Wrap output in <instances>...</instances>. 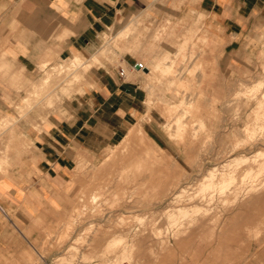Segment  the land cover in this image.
I'll return each mask as SVG.
<instances>
[{
  "label": "rangeland",
  "instance_id": "rangeland-1",
  "mask_svg": "<svg viewBox=\"0 0 264 264\" xmlns=\"http://www.w3.org/2000/svg\"><path fill=\"white\" fill-rule=\"evenodd\" d=\"M176 28L150 25L141 15L133 16L103 32L95 51L110 47L102 61L113 63H120L125 53H133L152 71L148 77L145 73L149 71H139L146 78L148 91V113L139 122L143 125V121L154 120L153 111L155 130L165 135L168 150L156 149L146 140L145 145L157 156L155 161H143L140 148L134 144L124 148L123 139L98 162L78 161L72 171L64 213L39 233L38 242L18 248V259H13L18 264H243L264 248V202L260 204L253 196H264V154L255 160L256 152L264 151V71L247 80H237L230 92L223 87L207 88L202 55L208 40L202 36L203 29L197 30L201 33L198 41L187 38L177 42V50L168 51L164 46L166 36H174ZM64 59L47 60L49 65L39 78ZM100 64L90 65L85 77L76 83L82 90H74L52 104L48 99V103H41V96H35L32 107L23 114L18 106L25 102H18L19 118H28L36 106L55 111L65 98L83 91L88 70ZM51 88L48 93L54 92V86ZM199 118L206 119L205 128L200 126ZM179 119L183 121L181 129ZM11 124L12 121L0 129ZM25 143L22 140V147ZM11 150L9 143L0 147L1 171L13 158ZM245 155L254 161L234 165L235 170L230 167L232 158ZM213 168L220 170L216 187H206L204 182L210 180L206 174ZM250 168L255 169L249 178L246 174ZM231 171L235 174L233 180L227 176ZM224 179L223 183H227L222 184ZM259 185H263L262 189Z\"/></svg>",
  "mask_w": 264,
  "mask_h": 264
},
{
  "label": "crops",
  "instance_id": "crops-1",
  "mask_svg": "<svg viewBox=\"0 0 264 264\" xmlns=\"http://www.w3.org/2000/svg\"><path fill=\"white\" fill-rule=\"evenodd\" d=\"M133 15L177 26L166 36L168 51L187 38L198 41L203 29L207 88L230 92L237 80L264 71V0H0V120L15 119L0 129V147L9 143L13 156L0 170V264H18V248L38 242L64 213L77 162L101 160L148 113L141 61L130 52L120 63L90 67L83 91L55 111L36 106L19 118L18 102L40 77L41 63L93 54L103 32ZM152 117L143 127L166 150ZM243 264H264V248Z\"/></svg>",
  "mask_w": 264,
  "mask_h": 264
},
{
  "label": "bare ground",
  "instance_id": "bare-ground-1",
  "mask_svg": "<svg viewBox=\"0 0 264 264\" xmlns=\"http://www.w3.org/2000/svg\"><path fill=\"white\" fill-rule=\"evenodd\" d=\"M134 16V15H133ZM133 19V18H132ZM120 20V19H119ZM131 21H133V22H135V19L134 20H131ZM121 22V21H120ZM121 24V23H120ZM110 35V34H109ZM106 37V36H105ZM109 38V37H108ZM108 41V40H107ZM107 44H110V42L108 43L107 42ZM110 47H106L105 46V48L103 47L100 51H98V52H95V53H93L90 57H85V56H83V55H81V54H75L74 56H72V57H69V58H66V59H64V61L63 62H60V63H58V64H56V65H54V66H51V68L48 70V71H45V73L42 75V77L41 78H39V80L38 81H36V82H34L32 85H33V88H31V90H30V92H29V95H27L26 97H25V100L23 101V102H25V104L23 105H20V106H18L19 107V109L21 110V113H23V114H27L28 113V111H29V109L32 107V102L34 101V99L36 98V97H40V99L42 98V101H40L41 103H48L47 102V99L49 100V104H52V103H54L56 100H58V98L59 97H62V96H64V95H70L74 90H82V87L80 86V87H78L77 85H76V83H79V80L81 79V78H83V77H85V72H86V70H87V68L90 66V65H92V64H97V63H99V62H102V56L103 55H105V54H108V53H110ZM51 56V55H50ZM85 57V58H84ZM49 65V63H48V61H46V62H44L43 64L41 63V66H40V69L41 70H44V69H46V67ZM43 66V67H42ZM143 66L145 67V65L143 64ZM142 69V68H141ZM139 71H141V70H139ZM62 73H66V74H70L69 75V77H67L68 75H65V77H64V75L62 74ZM152 74V71H149L148 73H145V76L146 77H148V76H150ZM61 75H63V77L64 78H62L61 77ZM161 76H164V74L162 73L161 74ZM165 77V76H164ZM160 78V77H159ZM78 81V82H77ZM82 81V80H81ZM262 83V82H261ZM58 84H60L59 85V87H58V89H57V86H58ZM52 86V88L51 89H53V86H54V92L52 93V92H50V93H48L50 90H49V88ZM56 87V88H55ZM52 94H54V97H52L51 95ZM34 96V97H33ZM36 96V97H35ZM31 106V107H30ZM51 106V105H50ZM223 107V106H222ZM219 114V113H218ZM239 114V113H238ZM237 117V116H236ZM206 119H207V117H206ZM206 119H201V118H199V122H200V126L202 127V128H205L206 127ZM10 121H12V123L13 122H15V119L13 118V117H8V116H4V118L3 119H1L0 120V128H2V127H5ZM177 124H178V127L181 129L182 128V126H183V121L181 120V119H179V120H177ZM221 124V123H220ZM185 133V129L181 132V135H183ZM263 139V138H262ZM149 141V142H151L154 146H155V148L156 149H160L161 147L157 144V143H155L151 138H149L148 137V135H147V131H145L144 130V128H143V125H142V122H139V123H137L136 125H134L129 131H128V133L126 134V136H125V138H124V141H125V146H124V148H126L127 147V145L128 144H134V145H136V146H138L139 148H140V150L142 151V153H144V155L142 156V160L143 161H149L150 159H154V161H155V159H156V153H152V150H151V148L150 147H148L147 145H145V141ZM153 148V147H152ZM155 148H154V150H155ZM163 149V148H162ZM164 150V149H163ZM154 152V151H153ZM158 153V152H157ZM264 154V151L262 152L261 150H259V151H257L256 152V154H255V160L256 159H258V157L257 156H259V155H263ZM159 157V156H158ZM161 157V156H160ZM251 159V157L250 156H248V155H245V156H236L235 158H232L231 160H230V167L231 168H233V166L234 165H237L238 166V164L239 163H241V165H242V163L244 162V163H246V162H249V160ZM251 160H253L254 161V159L252 158ZM259 160V159H258ZM132 162V161H131ZM131 162H129V163H131ZM228 162V161H227ZM262 162V161H261ZM129 163H127V164H129ZM229 164V163H228ZM233 164V165H232ZM257 164H259V163H257ZM225 165L228 167L229 165H227L226 163H225ZM263 165V164H262ZM240 166V165H239ZM129 167V166H128ZM131 167V166H130ZM230 167H228V169L230 168ZM251 167V166H250ZM258 167V166H257ZM259 167H261V163H260V166ZM259 167H258V169H259ZM264 167V166H263ZM224 168V167H223ZM230 168V169H231ZM236 168V167H235ZM238 168V167H237ZM237 168H236V171H237ZM246 168V167H245ZM256 168V167H255ZM254 168V169H255ZM234 169V168H233ZM251 169V168H250ZM250 169H248V175L246 174V176H248L249 178H250V176L249 175H251V173H253V170L251 169V171H250ZM121 170V169H120ZM223 170V169H222ZM235 170V169H234ZM247 170V169H246ZM262 171L264 170V168L263 169H261ZM260 170V171H261ZM121 171H123V170H121ZM220 171V170H219ZM218 171V169L217 168H213V169H211V170H209V173L207 172V174H206V176L208 175L209 176V178H210V180H207V182H204V184L206 183V187L208 186H210V187H216V181H215V178H216V176L218 175V173L217 172H219ZM229 171V170H228ZM227 171V172H228ZM259 170H258V172H260ZM261 171V172H262ZM222 172V171H221ZM226 172V173H227ZM251 172V173H250ZM264 172V171H263ZM225 173V174H226ZM243 173V172H242ZM246 173V172H245ZM250 173V174H249ZM222 174V176H223V174L224 173H221ZM257 174V173H256ZM125 175V174H124ZM227 175V174H226ZM260 175V174H259ZM222 176H221V178H222ZM228 177H231L230 179H232V178H235V174H233V172L231 171V173H230V175H227ZM245 178H246V176L245 175H243ZM119 177H121V176H119ZM218 177H219V175H218ZM225 177V176H224ZM238 177V176H237ZM236 177V178H237ZM251 177H253V175L251 176ZM255 178V176L253 177V180H255L254 179ZM256 178H257V176H256ZM119 179V178H118ZM223 179V178H222ZM229 179V182H231V180ZM244 179V178H243ZM248 179V178H247ZM258 179H259V177H258ZM227 180V179H226ZM233 180V179H232ZM242 180V179H241ZM249 180V179H248ZM252 180V179H251ZM223 181H225V179L224 180H222L221 182H222V184H224V183H227V182H224L223 183ZM244 181H245V179H244ZM259 180H257V182H258ZM243 182V181H242ZM242 182L240 183V184H242ZM257 182H254V183H257ZM232 183V182H231ZM248 183V181L246 182V184ZM253 183V184H254ZM232 184H234V183H232ZM232 184H228V185H232ZM244 184V183H243ZM253 184H251V185H253ZM261 184V183H260ZM228 185H227V187H228ZM234 185H236V184H234ZM237 185H239V184H237ZM250 185V186H251ZM256 185V184H255ZM263 185H264V182H263ZM263 185H262V187H263ZM219 186H221L220 184H219ZM223 186H225V185H223ZM233 186V185H232ZM242 186V185H241ZM245 186V185H244ZM206 187H204L205 189H206ZM235 187H238V186H235ZM252 187V186H251ZM254 187V186H253ZM259 187H261V185H259ZM259 187H258V189H259ZM262 187H261V189H262ZM257 188V187H256ZM255 188V189H256ZM264 188V187H263ZM258 189L256 190V192L258 191ZM260 189V190H261ZM220 190V189H219ZM223 190H224V188L222 189V187H221V191L223 192ZM252 190V189H251ZM168 191V190H167ZM230 191H232V189L230 190ZM252 191H254V190H252ZM235 192H237V191H235ZM245 192V191H244ZM248 192H250V191H248ZM238 193V192H237ZM197 194H199V193H197ZM205 195V194H204ZM202 196V195H201ZM253 196L255 197V200H259V201H261L260 202V204L262 203V202H264L263 201V199H264V196H263V199H262V196L260 195V194H253ZM261 196V197H260ZM97 197V194H94V198H96ZM193 197H195V195L193 196ZM203 197V196H202ZM189 199V198H188ZM191 199V198H190ZM260 199H262V200H260ZM177 201V200H176ZM209 201V200H208ZM207 201V202H208ZM210 203H211V201H210ZM258 204V203H257ZM210 208V207H209ZM208 208V209H209ZM212 208V207H211ZM181 211H184L185 210V208H183V207H180L179 208ZM245 209V208H244ZM257 209V208H256ZM186 211V210H185ZM205 211V210H204ZM240 211V210H239ZM258 211V210H257ZM260 211V210H259ZM258 211V212H259ZM180 212V211H179ZM208 212V211H207ZM244 212V211H243ZM261 212V211H260ZM262 213H263V211H262ZM261 214V213H260ZM255 215V214H254ZM256 215H257V213H256ZM259 215V214H258ZM204 216V215H203ZM260 216V215H259ZM205 217V216H204ZM254 217H256V219H257V216H254ZM263 218V216H260V218ZM196 218H199V217H196ZM208 218V217H207ZM209 219V218H208ZM208 219H206V221H208ZM211 219H212V217H211ZM210 219V220H211ZM234 219V218H233ZM264 219V218H263ZM191 220H194V219H191ZM200 220V219H199ZM262 220V219H261ZM204 221V220H203ZM202 221V222H203ZM256 221V220H255ZM195 222H197V220H195ZM201 222V221H200ZM188 223H189V221H188ZM191 223V222H190ZM198 223V222H197ZM206 223V222H205ZM210 223H211V221H210ZM257 224H258V221L256 222ZM260 223H263V220H262V222H260ZM193 224V223H192ZM192 224H189L190 226L192 225ZM195 224V223H194ZM208 224H209V222H208ZM207 224V225H208ZM187 225V224H186ZM259 225V224H258ZM190 226H186V227H190ZM201 226V225H200ZM209 226V225H208ZM186 227H185V229L184 230H186ZM199 227V226H198ZM204 228H206V227H204ZM206 229H208V227L206 228ZM209 230V229H208ZM177 234H179V233H177ZM118 240H120L119 238H118ZM237 240V239H236ZM115 242V241H114ZM113 242V243H114ZM113 243L112 244H110V245H113ZM116 245V244H115ZM118 245V244H117ZM242 247V246H241Z\"/></svg>",
  "mask_w": 264,
  "mask_h": 264
},
{
  "label": "built area",
  "instance_id": "built-area-1",
  "mask_svg": "<svg viewBox=\"0 0 264 264\" xmlns=\"http://www.w3.org/2000/svg\"><path fill=\"white\" fill-rule=\"evenodd\" d=\"M141 64V68L144 67L143 64L141 62H139ZM127 69L125 67H122L120 69V76L124 77L126 75Z\"/></svg>",
  "mask_w": 264,
  "mask_h": 264
},
{
  "label": "water",
  "instance_id": "water-1",
  "mask_svg": "<svg viewBox=\"0 0 264 264\" xmlns=\"http://www.w3.org/2000/svg\"><path fill=\"white\" fill-rule=\"evenodd\" d=\"M137 68H139V69L141 68V64H140V63L137 64ZM142 69H143L144 71H146V72L149 71L148 67H142Z\"/></svg>",
  "mask_w": 264,
  "mask_h": 264
}]
</instances>
